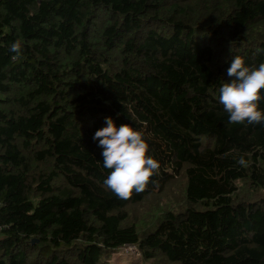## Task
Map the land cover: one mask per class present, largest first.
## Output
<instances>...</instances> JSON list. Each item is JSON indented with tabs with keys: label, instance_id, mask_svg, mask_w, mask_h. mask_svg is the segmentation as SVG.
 Returning a JSON list of instances; mask_svg holds the SVG:
<instances>
[{
	"label": "trees",
	"instance_id": "obj_1",
	"mask_svg": "<svg viewBox=\"0 0 264 264\" xmlns=\"http://www.w3.org/2000/svg\"><path fill=\"white\" fill-rule=\"evenodd\" d=\"M258 48L264 0H0V264H109L125 245L156 264H264V122L229 123L216 99ZM106 116L160 164L126 199L92 140ZM178 176L184 206L140 235L127 207Z\"/></svg>",
	"mask_w": 264,
	"mask_h": 264
},
{
	"label": "clouds",
	"instance_id": "obj_2",
	"mask_svg": "<svg viewBox=\"0 0 264 264\" xmlns=\"http://www.w3.org/2000/svg\"><path fill=\"white\" fill-rule=\"evenodd\" d=\"M226 73L231 79L220 84L216 99L229 123L264 122V110L258 106V101L264 99V62L249 66L242 56L234 55ZM92 140L101 149L102 166L109 170L103 185L121 199L128 198L133 190L142 192L160 167L159 161L147 154L144 134L131 123L117 125L111 116H106Z\"/></svg>",
	"mask_w": 264,
	"mask_h": 264
},
{
	"label": "rangeland",
	"instance_id": "obj_3",
	"mask_svg": "<svg viewBox=\"0 0 264 264\" xmlns=\"http://www.w3.org/2000/svg\"><path fill=\"white\" fill-rule=\"evenodd\" d=\"M185 177H176L170 181L164 190L156 191L141 203L127 207L130 224L136 225L140 235L154 230L159 217L165 211H177L184 206ZM109 264H156L157 261L144 260L136 245H125L108 257Z\"/></svg>",
	"mask_w": 264,
	"mask_h": 264
},
{
	"label": "built area",
	"instance_id": "obj_4",
	"mask_svg": "<svg viewBox=\"0 0 264 264\" xmlns=\"http://www.w3.org/2000/svg\"><path fill=\"white\" fill-rule=\"evenodd\" d=\"M3 228V226H0V230Z\"/></svg>",
	"mask_w": 264,
	"mask_h": 264
},
{
	"label": "water",
	"instance_id": "obj_5",
	"mask_svg": "<svg viewBox=\"0 0 264 264\" xmlns=\"http://www.w3.org/2000/svg\"><path fill=\"white\" fill-rule=\"evenodd\" d=\"M34 241H36V240H34ZM34 241H33V242H34Z\"/></svg>",
	"mask_w": 264,
	"mask_h": 264
}]
</instances>
